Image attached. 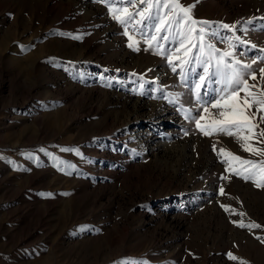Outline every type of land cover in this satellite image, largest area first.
I'll list each match as a JSON object with an SVG mask.
<instances>
[{"label": "rangeland", "instance_id": "rangeland-1", "mask_svg": "<svg viewBox=\"0 0 264 264\" xmlns=\"http://www.w3.org/2000/svg\"><path fill=\"white\" fill-rule=\"evenodd\" d=\"M181 3H195L199 20L240 21L235 35L257 48L236 54L257 59L259 78L264 0ZM128 32L139 52L99 0H0V264H240L229 252L264 264V228L232 223L264 226V189L228 173L212 145L260 157L185 120L162 97L181 94L196 115L190 85L201 68L186 87L179 68ZM160 43L168 54L178 46Z\"/></svg>", "mask_w": 264, "mask_h": 264}, {"label": "snow or ice", "instance_id": "snow-or-ice-1", "mask_svg": "<svg viewBox=\"0 0 264 264\" xmlns=\"http://www.w3.org/2000/svg\"><path fill=\"white\" fill-rule=\"evenodd\" d=\"M99 2L107 3L112 18L124 25V34L129 39L128 47L136 52L141 50L139 47L141 41L128 32L131 25L144 38L147 45L145 50L154 48L156 54L166 56L173 73L180 69L178 75L181 84L189 87L188 73H194L197 66L201 68L202 71L196 73L198 79L190 85L196 101V115L192 114L193 109L183 107L181 94L169 93L162 98L168 100L170 104L178 105L184 119L194 122L195 129L202 135L224 134L233 137L244 152L260 157L246 159L229 149L220 147L217 150L216 145H212L213 150L227 165L228 173L251 181L258 189H264V127H260L264 124V85L249 83V80L264 81V67L258 69L260 73L258 78L257 70L253 69L257 59L246 63L236 54V49L242 45H247L251 49L257 48L256 44L235 35L240 21L227 24L222 21L196 19L193 15L195 3L185 5L181 0H99ZM117 4H127L132 10L129 7H116ZM220 30H227L233 35L222 36ZM242 31L247 33V28H243ZM170 38L172 41H178V46L168 54L160 41L167 42ZM214 40L226 44L227 47L224 49L217 47L216 43H213ZM260 52L262 55L259 59L264 60V48L260 49ZM240 55L244 53L241 52ZM185 68L188 69L187 73ZM211 85L215 87H211L209 93ZM140 89L138 94H145L142 90L143 84L140 85ZM241 93L244 95L241 96ZM211 109H216V113L214 114ZM184 134L189 133L185 131ZM222 179H230V176H223ZM219 193L225 195L223 186H220ZM221 207L226 212L236 213L240 217L247 215L244 212H237L230 205L221 204ZM232 223L240 228H264L254 221L245 222L244 219L233 220ZM257 239L264 242V237ZM227 255L231 260H239L240 264H248L232 252ZM137 264L146 262L139 261Z\"/></svg>", "mask_w": 264, "mask_h": 264}, {"label": "bare ground", "instance_id": "bare-ground-1", "mask_svg": "<svg viewBox=\"0 0 264 264\" xmlns=\"http://www.w3.org/2000/svg\"><path fill=\"white\" fill-rule=\"evenodd\" d=\"M164 114V113H163ZM161 115V114H160ZM168 115V114H167ZM167 117V116H166ZM160 120V119H159ZM166 121V119L165 120H162V121H152L151 122V124H153V125H150L149 124V126L151 127V128H153V129H155V128H157V126H158V124L160 125V126H162V125H164L165 122ZM162 122V123H161Z\"/></svg>", "mask_w": 264, "mask_h": 264}]
</instances>
